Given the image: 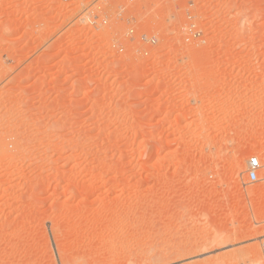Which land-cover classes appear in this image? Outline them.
Here are the masks:
<instances>
[{"label":"rangeland","instance_id":"374dc122","mask_svg":"<svg viewBox=\"0 0 264 264\" xmlns=\"http://www.w3.org/2000/svg\"><path fill=\"white\" fill-rule=\"evenodd\" d=\"M262 240L264 0H0V264H264Z\"/></svg>","mask_w":264,"mask_h":264},{"label":"built area","instance_id":"2783aa9c","mask_svg":"<svg viewBox=\"0 0 264 264\" xmlns=\"http://www.w3.org/2000/svg\"><path fill=\"white\" fill-rule=\"evenodd\" d=\"M248 173L247 176L249 177L252 183L257 182L259 179V171L261 170L262 166L258 158H251L248 164ZM261 252L264 256V240L261 243Z\"/></svg>","mask_w":264,"mask_h":264},{"label":"bare ground","instance_id":"6f19581e","mask_svg":"<svg viewBox=\"0 0 264 264\" xmlns=\"http://www.w3.org/2000/svg\"><path fill=\"white\" fill-rule=\"evenodd\" d=\"M260 164H261V163H260ZM261 166H262V165H261ZM261 169H262V168H261ZM248 179H249V177H248ZM249 181H250V179H249ZM250 182H251V181H250ZM257 182H258V181H257ZM251 183H252V182H251ZM252 202H253V201H252ZM224 241H225V240H224ZM262 241H263V240H262ZM227 242H228V240L225 241V242L222 241V242H220L219 245L221 246V245L225 244V246H226V243H227ZM230 243H231V242H230ZM261 243H262V242H261ZM195 244H196V243H195ZM195 246H196V245H195ZM179 249H180V247H179ZM158 254H159V253H158ZM162 255H163V254H162ZM159 256H161V255H159ZM157 258H158V257H157ZM154 260H155V259H154ZM147 261H148V260H147ZM152 261H153V260H152ZM144 263H145V262H144ZM142 264H143V263H142ZM146 264H147V263H146Z\"/></svg>","mask_w":264,"mask_h":264}]
</instances>
